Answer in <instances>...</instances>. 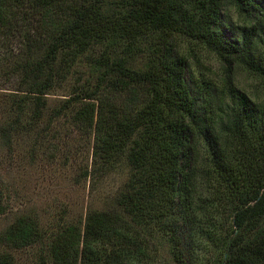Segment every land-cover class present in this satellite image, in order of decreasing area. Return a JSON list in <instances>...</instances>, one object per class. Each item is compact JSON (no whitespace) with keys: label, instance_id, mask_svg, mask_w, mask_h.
<instances>
[{"label":"trees","instance_id":"trees-1","mask_svg":"<svg viewBox=\"0 0 264 264\" xmlns=\"http://www.w3.org/2000/svg\"><path fill=\"white\" fill-rule=\"evenodd\" d=\"M226 3L245 15L241 24L225 19ZM20 35L2 144L32 127L45 94L83 62L86 78L60 107L76 104L72 120L92 138L89 173L123 162L127 175L114 207L51 226L19 213L0 245L43 243L35 264H264V110L226 80L216 114L213 87L186 78L176 43L264 77L260 0H0V49ZM27 100L32 121L21 123ZM201 177L210 187L202 197ZM153 240L167 258L155 257ZM0 264L16 263L2 250Z\"/></svg>","mask_w":264,"mask_h":264},{"label":"rangeland","instance_id":"rangeland-1","mask_svg":"<svg viewBox=\"0 0 264 264\" xmlns=\"http://www.w3.org/2000/svg\"><path fill=\"white\" fill-rule=\"evenodd\" d=\"M260 1L264 4V0ZM221 11L232 23L241 24L246 18L231 3L223 5ZM21 37L9 38L0 49V55L7 57L0 62V129L12 115L9 103L16 96L8 93L19 85L10 67L15 63L13 55H25ZM176 41L177 49L187 57L186 78H201L213 87L216 96L213 111L216 114H221L224 109L219 97L224 101L228 99L226 90L222 91L226 80L264 110V77L241 63H231L227 67L212 51L185 38L177 37ZM72 68L73 73L45 94L42 114L32 127L18 133L10 132L9 146L2 144L0 133V195L4 205V211L0 213V230L24 212L34 214L47 226L55 221L76 223L87 210L114 207L115 197L123 188L127 175L123 162L103 172L93 168L89 173L92 138L90 134L82 133L72 120L76 104L60 107L62 99L71 95L74 86L87 75L83 62L75 63ZM31 102L27 100L23 105L21 123L32 121ZM198 153L201 156L202 150ZM197 186L201 197L208 195V181L201 177ZM159 245L154 240L151 243L155 257L160 254L167 258L165 248ZM2 250H6L16 264H35L40 254H46L43 243L20 249H6L0 245V252Z\"/></svg>","mask_w":264,"mask_h":264}]
</instances>
